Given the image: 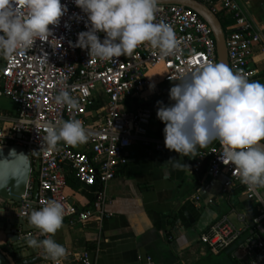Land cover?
<instances>
[{
	"label": "built area",
	"instance_id": "2783aa9c",
	"mask_svg": "<svg viewBox=\"0 0 264 264\" xmlns=\"http://www.w3.org/2000/svg\"><path fill=\"white\" fill-rule=\"evenodd\" d=\"M197 1L216 15L226 14L231 19V24L224 27L228 67L254 81L256 70L250 67V62L256 48L264 52V27L257 26L249 17V1ZM61 4L67 11L58 25L49 26L52 35L47 40L37 39L30 50L18 51L8 59L0 57V97L4 95L16 105L14 114L0 112V147L19 145L31 153V175L19 205L22 218L28 219L33 209L55 199L64 205L63 221L72 224L95 219L100 222L106 216V185L126 165L129 147L134 142L142 146L153 144L156 150L165 147L148 134L153 112L151 107L142 104L153 97L168 96L170 87L181 75L201 64L218 63L216 44L210 26L193 10L180 4L158 3L154 22L173 27L178 53L163 58L158 49L145 43L130 56L101 61L90 58L86 49L74 46L77 34L87 30V14L74 0H61ZM98 35L101 39L104 36ZM61 77H67L68 90L78 102L75 110L58 106L54 101ZM151 83L155 84L154 89L149 88ZM70 118L81 121L90 133L85 149L63 143L55 151L48 148L42 140L44 125ZM221 153V145L213 141L198 151L192 170L197 173L205 163L212 177L225 175L224 193L243 186L246 198L256 205L257 215L251 218L253 231L242 234L224 215L200 234L199 240L213 253L241 249L244 257L241 264L264 263V203L257 202L254 193L240 182L231 164L222 163ZM70 174L80 184L95 187L87 207L77 206L66 194ZM34 181L38 182L35 201L32 199ZM199 191L197 188L196 193ZM237 218L246 219L244 214H238ZM29 237L45 238L36 228L21 235L25 240ZM1 246L0 252L9 264H17L15 256ZM28 250L38 257L31 264H53L45 258L42 249ZM67 252L61 264H95L88 250Z\"/></svg>",
	"mask_w": 264,
	"mask_h": 264
},
{
	"label": "clouds",
	"instance_id": "9594fccd",
	"mask_svg": "<svg viewBox=\"0 0 264 264\" xmlns=\"http://www.w3.org/2000/svg\"><path fill=\"white\" fill-rule=\"evenodd\" d=\"M87 14L86 31L77 34L75 47L86 49L88 56L101 61L130 56L147 43L158 49L163 58L175 56L179 44L173 27L156 23L158 0H74ZM67 11L61 0H0V57L8 59L18 51L30 50L37 39L52 35L50 25H58ZM103 33L104 36L98 35ZM171 80V79H170ZM58 81L60 90L54 97L58 106L75 110L78 102L66 83ZM150 89L155 84L149 85ZM174 103L157 101L156 117L164 124V146L179 157L195 158L198 151L213 141L222 147L219 159L231 164L240 182L264 203V84L249 81L223 63L205 62L179 77L168 93ZM44 144L57 150L63 143L76 147L90 139L82 122L70 118L47 122L43 127ZM175 169L190 171L179 159L167 160ZM64 205L47 200L33 209L28 222L44 239L26 238L30 249H42L46 259L61 264L67 249L54 240L62 227Z\"/></svg>",
	"mask_w": 264,
	"mask_h": 264
},
{
	"label": "crops",
	"instance_id": "0c3cea01",
	"mask_svg": "<svg viewBox=\"0 0 264 264\" xmlns=\"http://www.w3.org/2000/svg\"><path fill=\"white\" fill-rule=\"evenodd\" d=\"M248 1L249 17L263 28L264 0ZM220 15L225 26L231 24L226 14ZM250 67L256 70L254 81L264 84V52L259 48ZM157 99L146 102L150 101L153 108ZM163 128L164 124L154 119L148 134L164 143ZM75 148L85 149V144ZM169 157L189 165L191 173L173 168L167 161ZM193 162L194 158L179 157L165 147L156 150L153 144L142 146L134 142L128 149L126 165L106 185V216L100 222L91 219L71 224L64 220L54 240L69 251L88 250L95 264H241V249L213 253L199 236L224 215L242 234L251 233L253 223L243 203L248 200L249 207L256 205L246 198L243 189L240 191L239 185L222 192L225 175L212 177L205 163L196 173ZM72 176L67 177L65 192L77 206L87 207L95 187L80 184ZM197 188L200 191L196 193ZM238 214H244L245 221L238 220ZM25 222L30 225L28 219ZM4 242L0 231V245ZM26 253L27 249H23L19 254Z\"/></svg>",
	"mask_w": 264,
	"mask_h": 264
},
{
	"label": "water",
	"instance_id": "95a60500",
	"mask_svg": "<svg viewBox=\"0 0 264 264\" xmlns=\"http://www.w3.org/2000/svg\"><path fill=\"white\" fill-rule=\"evenodd\" d=\"M158 3L180 4L190 8L197 13L210 26L216 44L218 63L228 66L227 51L225 44L224 27L218 15L213 13L209 7L197 0H158ZM144 107H152L151 102H144ZM264 144L263 142H259ZM31 153L23 146L9 145L0 147V231L4 234L5 249L10 250L20 264H31L38 260L37 256H32L33 251L28 250L26 240L21 238L28 229L35 228L26 225L25 219L19 215L21 196L26 191L27 181L31 175ZM38 182L34 181L32 199L37 197ZM248 200L243 204L247 206V211L251 218L256 217L255 206L248 205ZM23 249H27L25 255H20ZM32 256V257H31ZM0 264H9L4 255L0 252Z\"/></svg>",
	"mask_w": 264,
	"mask_h": 264
},
{
	"label": "rangeland",
	"instance_id": "374dc122",
	"mask_svg": "<svg viewBox=\"0 0 264 264\" xmlns=\"http://www.w3.org/2000/svg\"><path fill=\"white\" fill-rule=\"evenodd\" d=\"M218 17H221V15L219 14ZM223 27H225V26H223ZM159 99H161V98H159ZM159 99H157L156 101H160ZM161 101H162V99H161ZM157 107H156V103H155V106L153 108L151 107L152 108V112H153L152 120L158 119L156 117V109H157ZM15 108H16V105L11 101L10 98H8V97H6L4 95L0 97V111L1 112L14 113ZM6 246H7V243L2 245L1 248L5 249ZM9 253L14 257V254L10 250H9ZM16 261H17V264H20V260L19 259H16Z\"/></svg>",
	"mask_w": 264,
	"mask_h": 264
},
{
	"label": "trees",
	"instance_id": "16d2710c",
	"mask_svg": "<svg viewBox=\"0 0 264 264\" xmlns=\"http://www.w3.org/2000/svg\"><path fill=\"white\" fill-rule=\"evenodd\" d=\"M219 18H220V21H221L222 25L225 26V21H223V19H221V17H219ZM159 98H161L162 101L165 102V103H168V104L174 103L173 101H170V100H169L168 96H162V97H159ZM154 106H155V105H154ZM157 106H158V105L156 104V107H157ZM68 178H70V177L68 176ZM72 178H73V180H75L76 182H78V181L74 178V176H72ZM68 181H69V180H68ZM239 189H240V191H241V190L243 189V186L239 185Z\"/></svg>",
	"mask_w": 264,
	"mask_h": 264
}]
</instances>
